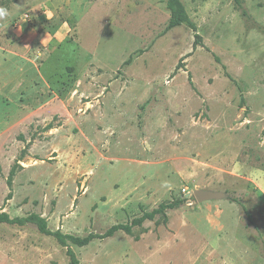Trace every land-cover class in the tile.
<instances>
[{
	"label": "rangeland",
	"instance_id": "rangeland-1",
	"mask_svg": "<svg viewBox=\"0 0 264 264\" xmlns=\"http://www.w3.org/2000/svg\"><path fill=\"white\" fill-rule=\"evenodd\" d=\"M178 1L0 0V212L85 238L180 202L80 264H264V0ZM66 250L0 224V264Z\"/></svg>",
	"mask_w": 264,
	"mask_h": 264
},
{
	"label": "trees",
	"instance_id": "trees-1",
	"mask_svg": "<svg viewBox=\"0 0 264 264\" xmlns=\"http://www.w3.org/2000/svg\"><path fill=\"white\" fill-rule=\"evenodd\" d=\"M167 8L170 11V15H171L170 21L168 23V29L176 26H180L184 23H188L185 11L178 0H167ZM179 203L180 202L161 204L157 209H154L151 212L144 213L141 217L133 220L130 226L114 225L110 227L102 235L98 236V235L90 234L85 238H79L72 235L63 234L59 230L52 232L48 229L45 219H43L42 217L36 214H31L26 218L11 219L6 213L0 212V224L5 223L9 225H19V226H22L26 223L33 224L37 228L40 234L54 238L60 246L67 248L66 255L69 258L70 264H80L75 256V253L72 251L71 248L68 247L69 243L78 247H83L93 239L109 238L112 237L118 231H124L126 233H129L131 227L140 226L144 221L153 220L157 216L163 217L165 221L166 219L164 214L165 211L176 208L179 205Z\"/></svg>",
	"mask_w": 264,
	"mask_h": 264
},
{
	"label": "water",
	"instance_id": "water-1",
	"mask_svg": "<svg viewBox=\"0 0 264 264\" xmlns=\"http://www.w3.org/2000/svg\"><path fill=\"white\" fill-rule=\"evenodd\" d=\"M193 195L198 202L224 198L223 194L210 191H195Z\"/></svg>",
	"mask_w": 264,
	"mask_h": 264
},
{
	"label": "clouds",
	"instance_id": "clouds-1",
	"mask_svg": "<svg viewBox=\"0 0 264 264\" xmlns=\"http://www.w3.org/2000/svg\"><path fill=\"white\" fill-rule=\"evenodd\" d=\"M10 10L6 7H0V21H5L10 16ZM27 20V19H26Z\"/></svg>",
	"mask_w": 264,
	"mask_h": 264
}]
</instances>
